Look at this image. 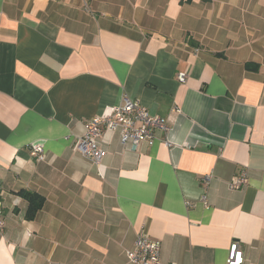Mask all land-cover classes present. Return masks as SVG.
<instances>
[{
    "label": "crops",
    "instance_id": "obj_1",
    "mask_svg": "<svg viewBox=\"0 0 264 264\" xmlns=\"http://www.w3.org/2000/svg\"><path fill=\"white\" fill-rule=\"evenodd\" d=\"M125 96L167 130L103 129L95 163L74 142ZM0 202V264H135L139 233L160 264H264V0H0Z\"/></svg>",
    "mask_w": 264,
    "mask_h": 264
},
{
    "label": "built area",
    "instance_id": "obj_2",
    "mask_svg": "<svg viewBox=\"0 0 264 264\" xmlns=\"http://www.w3.org/2000/svg\"><path fill=\"white\" fill-rule=\"evenodd\" d=\"M185 72L177 74V80L184 82ZM167 130L165 119L158 115L150 114L147 108L138 100L125 96L118 105L112 106L106 113L95 115L85 125L83 134L74 142L75 148L86 157L99 163L102 157V149L99 139L103 129H117L120 133L122 145H129L135 148L141 141H152L154 130ZM30 156L36 160L45 158L43 146L33 143L30 146ZM247 183V173L240 174L229 183V188L239 189ZM203 200L204 196L202 197ZM4 229V213L0 202V233ZM161 243L146 233H139L136 236L132 249L126 251V256L135 264H160ZM227 264H242L243 250L237 241L230 244L228 248Z\"/></svg>",
    "mask_w": 264,
    "mask_h": 264
},
{
    "label": "trees",
    "instance_id": "obj_3",
    "mask_svg": "<svg viewBox=\"0 0 264 264\" xmlns=\"http://www.w3.org/2000/svg\"><path fill=\"white\" fill-rule=\"evenodd\" d=\"M21 196H23L29 203L28 209L26 212V217L28 219H33L37 212L43 205L44 197L38 193L31 192V191H24L21 190L19 192Z\"/></svg>",
    "mask_w": 264,
    "mask_h": 264
}]
</instances>
